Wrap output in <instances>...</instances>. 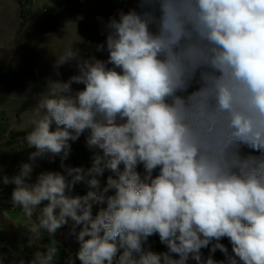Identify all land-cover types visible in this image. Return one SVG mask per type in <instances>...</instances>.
<instances>
[{
    "label": "clouds",
    "instance_id": "obj_1",
    "mask_svg": "<svg viewBox=\"0 0 264 264\" xmlns=\"http://www.w3.org/2000/svg\"><path fill=\"white\" fill-rule=\"evenodd\" d=\"M97 19L102 58L64 44L54 64L75 72L48 80L24 135L34 150L6 181L35 214L28 238L71 222L79 264H264V0H135ZM85 132L90 165H65ZM57 156L62 172L26 182Z\"/></svg>",
    "mask_w": 264,
    "mask_h": 264
},
{
    "label": "rangeland",
    "instance_id": "obj_2",
    "mask_svg": "<svg viewBox=\"0 0 264 264\" xmlns=\"http://www.w3.org/2000/svg\"><path fill=\"white\" fill-rule=\"evenodd\" d=\"M120 1L128 2V6L135 2ZM118 8L122 7H113V0H0V148L7 150L0 156L3 160L0 165L6 174L16 175L19 165L28 162V154L34 150L26 145L24 135L41 93L47 91L48 80H65L75 72L68 64L58 69L54 64L55 58L62 54L64 44L71 40L83 54L93 52L102 58V53L89 47L90 43L103 40L97 18L107 19ZM57 70L59 77L55 75ZM72 87L81 85L73 84ZM85 135L86 132L76 141H70L65 165H90L91 151L85 145ZM35 164L38 166L36 175L45 170L63 171L58 156L51 161L47 157L37 158ZM100 179L103 183V177ZM85 190L83 183L75 184L72 189L74 194H83ZM70 223L55 232L61 236L63 244L67 241L64 244L67 251L59 253L55 259L64 260V254L67 258L71 251L76 259L79 245L74 235L69 234ZM221 242L228 246L226 238ZM146 246L157 252L164 250L155 234L148 237ZM202 251L206 253L207 250ZM222 258L217 250L214 259ZM189 264L195 262L190 260Z\"/></svg>",
    "mask_w": 264,
    "mask_h": 264
},
{
    "label": "crops",
    "instance_id": "obj_3",
    "mask_svg": "<svg viewBox=\"0 0 264 264\" xmlns=\"http://www.w3.org/2000/svg\"><path fill=\"white\" fill-rule=\"evenodd\" d=\"M5 152L7 150L0 148V156ZM10 154H12L11 151ZM39 167H42V165ZM37 168L38 166L34 164L31 177L26 180L27 183H32L35 180ZM14 175L6 174L4 167L0 165V264H18L21 260L24 261V264H28L35 250L52 245L56 246L57 255L67 251L64 247L67 241H64L63 244L60 240L61 236L55 235L56 233L51 236L45 233L40 240L28 238L25 225L35 219V214L30 219L25 217L19 208H13L10 197L15 185L6 181H10V178ZM64 257V260L55 259L54 264H66L68 257L72 258L74 264H79V261L73 258L72 251L67 258L65 254Z\"/></svg>",
    "mask_w": 264,
    "mask_h": 264
},
{
    "label": "built area",
    "instance_id": "obj_4",
    "mask_svg": "<svg viewBox=\"0 0 264 264\" xmlns=\"http://www.w3.org/2000/svg\"><path fill=\"white\" fill-rule=\"evenodd\" d=\"M123 2H125V4H123ZM120 1V0H113V7H122V8H125V7H128V2L126 1ZM124 5V7H123Z\"/></svg>",
    "mask_w": 264,
    "mask_h": 264
}]
</instances>
